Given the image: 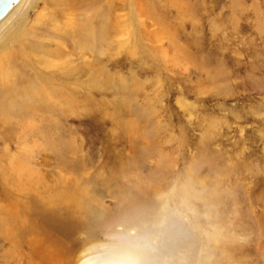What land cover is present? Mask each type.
Listing matches in <instances>:
<instances>
[{
  "label": "rangeland",
  "instance_id": "1",
  "mask_svg": "<svg viewBox=\"0 0 264 264\" xmlns=\"http://www.w3.org/2000/svg\"><path fill=\"white\" fill-rule=\"evenodd\" d=\"M100 6L111 23L94 49L56 68L76 106L0 146L16 169L0 175V264L88 262L117 226L163 217L161 264L181 249L200 264L199 230L210 235L202 264H264V0ZM16 7L0 51L56 44L67 21L79 23L54 0Z\"/></svg>",
  "mask_w": 264,
  "mask_h": 264
},
{
  "label": "bare ground",
  "instance_id": "2",
  "mask_svg": "<svg viewBox=\"0 0 264 264\" xmlns=\"http://www.w3.org/2000/svg\"><path fill=\"white\" fill-rule=\"evenodd\" d=\"M102 2L107 3L108 0H54V4L58 7L57 13H62L63 17L73 16L74 19L75 16H78L79 23L76 26L74 21H67L62 32L59 35L57 33L56 38L54 36L56 44L50 41L49 46L41 47L38 44L29 43L11 52H8L10 50L0 51V146H14L18 132L22 129L26 131L27 127L33 123V119L45 117L46 113H62L66 109L76 106L72 102V100L78 99L76 91L65 86L62 70L57 71L56 68L61 67V62L66 57L80 56L94 49L99 39L97 38L99 27L102 24L108 25L111 23V8L109 6L101 7ZM18 3L19 0L0 19V27L8 19L7 17L13 15V12L16 13ZM71 40H75V42L70 44L71 48L68 52L64 51L62 46L68 41L71 42ZM51 47L54 48L50 49ZM36 62H39L42 66L40 68L33 66ZM94 75L95 71L90 74V76ZM65 95L71 97L72 104L67 105L63 102ZM0 168V175L16 174L14 156L9 150L4 151L0 148ZM162 212L164 213V210ZM153 221L151 220V223L148 221L147 224L154 225ZM9 222L11 226L6 229L9 232L11 231V235L15 234L16 236L17 231L15 233V229H17V225L14 223L13 217L10 218ZM1 224L2 222L0 223V230L3 231ZM199 233L200 236L205 237V245L200 236L193 245L196 244L197 246L198 263L202 264L200 257L203 256L202 252H204L205 247L207 249L210 246V235L202 230H199ZM190 256L188 251L181 249L173 252L169 257V263L166 262L168 264H188L191 263L193 258L192 256L190 258ZM81 264H88V262L82 261Z\"/></svg>",
  "mask_w": 264,
  "mask_h": 264
},
{
  "label": "clouds",
  "instance_id": "3",
  "mask_svg": "<svg viewBox=\"0 0 264 264\" xmlns=\"http://www.w3.org/2000/svg\"><path fill=\"white\" fill-rule=\"evenodd\" d=\"M166 226V217L152 227L117 226L89 253L88 264H161L160 239Z\"/></svg>",
  "mask_w": 264,
  "mask_h": 264
},
{
  "label": "water",
  "instance_id": "4",
  "mask_svg": "<svg viewBox=\"0 0 264 264\" xmlns=\"http://www.w3.org/2000/svg\"><path fill=\"white\" fill-rule=\"evenodd\" d=\"M17 0H0V19H2Z\"/></svg>",
  "mask_w": 264,
  "mask_h": 264
}]
</instances>
